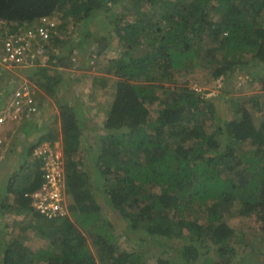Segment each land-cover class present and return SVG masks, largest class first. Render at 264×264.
I'll return each mask as SVG.
<instances>
[{
    "label": "trees",
    "instance_id": "1",
    "mask_svg": "<svg viewBox=\"0 0 264 264\" xmlns=\"http://www.w3.org/2000/svg\"><path fill=\"white\" fill-rule=\"evenodd\" d=\"M124 1L0 0L2 34L58 17L79 31L88 61L95 56L101 63L108 54L105 74L93 81L115 78L94 178L119 226L103 216L87 185L76 159L89 148L86 138L80 147V111L64 105L60 134L42 133L22 155L60 141L69 214L46 219L33 211L28 194L43 181L39 164L33 165L25 186L6 188L0 225L28 210L38 220L31 228L46 244L35 251L17 239L0 244V264H264V243L235 247L230 225L232 217H252L264 233V104L254 103L260 93L235 97L231 90L212 98L206 90L170 87L185 72L208 70L206 76L221 81L242 72L264 93V0H133L132 14L117 11L127 8ZM97 16L106 22L93 34ZM52 32L45 58L60 66L79 47L58 56ZM107 34L116 42L111 52ZM49 69H40L38 88L45 94L57 86ZM223 104L231 106L230 118Z\"/></svg>",
    "mask_w": 264,
    "mask_h": 264
},
{
    "label": "rangeland",
    "instance_id": "2",
    "mask_svg": "<svg viewBox=\"0 0 264 264\" xmlns=\"http://www.w3.org/2000/svg\"><path fill=\"white\" fill-rule=\"evenodd\" d=\"M126 5V9L124 8L125 6H117V11L121 13H127V14H132L131 12L135 11L134 3L133 0H125L124 1ZM135 15H133L131 18H134ZM106 22V19L104 16H97L95 19H93L90 23L91 26V32L94 34V32L99 28L104 27V23ZM55 23H56V28L54 29L53 37L57 38V52L58 56L65 54L68 50L74 48H77V41L79 42V31L78 33L76 30L72 32L71 28L72 23L69 25V23L66 24V21L63 23L60 21L58 17L55 18ZM3 25V24H2ZM0 24V26H2ZM108 31V30H107ZM106 33V29L103 31ZM107 36L110 38V49L109 52L113 51L116 47V42L114 39V36L107 34ZM93 38L94 35L92 36ZM87 39L86 44L89 45V42L93 39ZM89 40V41H88ZM47 47H53V45L50 43ZM45 47V54H48L49 50ZM91 47V45H90ZM55 50V49H54ZM85 50H83L84 52ZM54 52V51H53ZM107 52V51H106ZM108 54L106 53L105 56ZM104 54L101 56L100 61L101 63H98V59L91 60V63L93 66L91 67V72H85L86 68L90 66V63L88 61L87 66H84L80 70L82 74L91 75L92 76H100L105 74V71L103 68L106 62ZM46 58H44V61H41L40 63L45 64ZM254 60V58H253ZM78 62L77 57L73 58L72 63L75 64ZM78 65L81 67L82 65L78 63ZM225 68V66H224ZM30 71V70H28ZM66 73V72H65ZM62 73L64 77L67 79L71 78V80H74L75 78H78L77 72H69V75ZM209 73L208 70L203 71V72H185L182 74H179L177 77H174V80L172 81V85L170 86L171 88L174 85L182 86V87H188L190 90L197 91V92H202L203 90L206 92V95L208 97L212 96V98H216L217 96L222 95L223 93L229 94L231 93V90H233L232 94L233 96H248L249 94H262L261 97L259 95L256 96V100L254 103L257 105L259 104H264V93L260 91L259 89V84L257 82L251 81V79L247 76H245V73H236L233 74L229 79H225L223 81L221 80H214L213 77L206 76V74ZM257 75H262L259 70H256ZM205 76V77H204ZM264 74L262 75V77ZM103 78L100 77L98 80L97 84H94L95 87H99L102 84H106V88L108 90L105 91L104 94H101L100 92L97 93H92L94 92L92 89V84L91 82L80 80L81 83H77L74 87V89H77L76 95L72 92L70 96V101L75 102V109L80 111L79 119H80V125L82 132H86V140L87 143L89 144V148H83L80 153L77 155V159L80 160L81 163V168L82 171L87 173L88 177V187L90 191L93 193L94 200L96 201L97 205L102 209L101 212L103 216H106L110 222L114 223V225L118 226L116 223V214L110 211L109 204L106 202V197L103 195L101 192L102 186L99 184L98 179L94 178V176L97 177V174L95 173L94 169L96 170V165H95V158L96 154L98 155L99 151V144L102 141L103 137L108 133L105 131V119H106V113L107 110L110 106V102L112 101V92H114V82L115 78L112 76H109V80L106 79V76H102ZM85 79V77H84ZM102 79V80H101ZM103 79H106L107 82L103 83ZM92 81V79H91ZM108 84V85H107ZM91 85V86H90ZM63 88V85L61 84V87ZM245 88V89H243ZM61 90V89H60ZM67 89H62L61 93L65 95ZM98 90V89H97ZM211 98V99H212ZM80 102V104L77 103V101ZM223 101V100H221ZM56 105H58L60 102L56 103V101H53ZM50 105H52L51 102H49ZM54 104V105H55ZM226 105V104H223ZM222 105V107H223ZM53 106V105H52ZM64 106V104L61 105V107ZM156 106H152L150 108L151 114L150 118H154V110L156 109ZM223 112L226 114V118H230L232 116V109L231 106L226 105L223 108ZM258 117V113L254 112V119ZM61 119L62 117L56 113L55 115V120H56V126H53V130H58L61 128ZM259 121V120H258ZM257 121V122H258ZM106 133V134H105ZM91 134V135H90ZM37 135L34 136L36 138ZM31 158V156H30ZM32 159V158H31ZM15 161V158H13ZM25 162V169L29 170L35 163L31 162L29 159L26 160ZM5 167V164H3ZM17 166H10L6 172H1L0 171V184H6L10 180H15V183L17 186L21 180H23V177L20 176V170L21 168L17 169ZM97 171V170H96ZM71 203L70 198L66 196L65 200V207H68L69 204ZM68 211V210H67ZM234 214V213H233ZM67 216V215H66ZM12 217V216H11ZM6 217L3 220V226L0 225V244L3 246H9L12 242L13 239H17L19 243L24 244V246L32 249L33 251L38 250L40 247H42L44 244H46L45 239L37 233L34 229L28 227L27 225L29 223L36 224V221H29L32 218L30 217V214H26L24 216H16V217ZM27 224V225H26ZM230 225L233 227V229L236 232L235 235V247H239V243L241 244V241L245 242L247 240L251 241V244L254 246V248H261L262 244L264 243V233L260 230L259 224L254 222V219L252 217H232L230 219ZM119 227V226H118ZM248 230V231H247ZM2 232V233H1ZM241 233L244 234V236L241 235ZM248 241V242H249ZM237 242L238 245H237ZM124 241L121 240L119 241L120 246L123 245ZM125 244V243H124ZM1 256V255H0ZM241 257L238 255L237 258ZM255 260L257 259V256H252V259ZM229 264H236L235 261H231Z\"/></svg>",
    "mask_w": 264,
    "mask_h": 264
},
{
    "label": "crops",
    "instance_id": "3",
    "mask_svg": "<svg viewBox=\"0 0 264 264\" xmlns=\"http://www.w3.org/2000/svg\"><path fill=\"white\" fill-rule=\"evenodd\" d=\"M79 42L77 41L78 43L77 46L79 47L77 48V52L75 54H71L70 56L68 55L65 56L63 58L64 61H62L60 66L56 62H54L53 64H49L48 62L43 64L37 61L32 66H28L26 68L15 67L11 71L3 72V80H4L3 84L5 83L7 88L10 87L9 85L11 82L16 83L17 86H19L22 89L25 88L30 93V96L37 103L40 102L41 107H39L40 113L36 116H31V118L30 117L25 118L23 115H20L17 119H9L7 122L2 124V126L0 127V171L1 172H6L10 166H17L16 170L21 168L20 176L23 177V175L29 171L25 169V165L27 163L25 161L30 159L31 152L28 153L29 157L27 158L23 157L22 153L26 154L25 153L26 148H28L31 145V143L32 144L35 143V141H37V139L42 133H49V132L58 133L59 129L55 131L53 130L54 128H52L53 126H56L55 114L58 113L57 110L58 108H61L62 104H64L66 107L75 106V102L70 101V96L72 92L74 93V95H76L77 89H74L73 86H75L78 82L81 83L80 81L81 79L84 81L91 82L92 89L94 91L92 93L100 92L101 94H104L105 91L108 90L106 88L107 86L102 87L103 85H106V84H102L101 86L94 88L95 83H93V81L95 80L94 79L95 76H92V74L85 76V74H82L80 72V70H83L82 69L83 67H80L78 65L79 62H76L75 64L72 63L73 58L77 57L78 61L81 60V61L87 62L86 65L84 66H87L88 64L89 55H86L85 51L83 52V49L79 46ZM91 44L92 43L89 42V46ZM91 46H94V45L92 44ZM93 49L96 51L95 47ZM67 57H69V60L67 59ZM94 59H95V56L91 57V59L89 60L90 66H88L85 69L86 70L85 72L87 73L91 72L90 70H91V67L93 66V64L91 63V60H94ZM62 64H66L68 66H64ZM44 66L50 68L48 71V75L53 76L55 80L57 81V86L49 94H45L43 91H41L38 88V82L42 81L43 79L42 76L40 75V72H41L40 69ZM69 72H77L78 78L71 80V78L67 77L66 79L62 73L69 75ZM61 84L63 85V88H60ZM60 89L61 90L67 89L66 93H64L65 95L61 93ZM53 101H56V103L58 102L60 103L56 105ZM49 102H51L53 106L50 105ZM77 103L80 104V102L78 101ZM13 109L14 107H13L12 100L8 105L4 104V106H3V100L2 101L0 100V110L3 113L12 114ZM35 135H37L36 138H34ZM86 135H87L86 132L83 131L81 138H80V147L82 146L81 143L84 142ZM24 147H25V151L23 150ZM13 158H15V161L13 160ZM3 164H5V167L3 166ZM12 181L13 180L9 179V182L7 183V185L4 183L0 184V200L2 199L5 192H7L6 188H8L9 185L14 186V188H21L27 184L25 179L21 180L17 186H15L16 185L15 180L13 184H11ZM25 213L30 214V217L32 218V220L30 219L29 221H33V220H35L36 222L38 221L35 218V216H33L32 212L28 210L24 211V213L20 215L24 216ZM20 215H7L3 218V220L6 217H11V216L16 217ZM3 220H2V224H3ZM30 224L29 225L26 224V225L31 228Z\"/></svg>",
    "mask_w": 264,
    "mask_h": 264
},
{
    "label": "built area",
    "instance_id": "4",
    "mask_svg": "<svg viewBox=\"0 0 264 264\" xmlns=\"http://www.w3.org/2000/svg\"><path fill=\"white\" fill-rule=\"evenodd\" d=\"M55 26V20L45 18L41 19L40 23H33L25 31L10 35L2 34L3 29L0 26V100H3V106L12 100L14 107L12 114L0 110V127L7 119H17L23 111L28 114L37 111L36 102L25 88H20L14 82H11L8 88L3 84V72L11 71L15 67L26 68L37 61H44V50L49 45L50 33ZM33 155L40 160V169L43 172L40 188L28 194L34 211L46 219L66 216L68 211L64 205V169L60 149H53L44 144L36 149Z\"/></svg>",
    "mask_w": 264,
    "mask_h": 264
},
{
    "label": "clouds",
    "instance_id": "5",
    "mask_svg": "<svg viewBox=\"0 0 264 264\" xmlns=\"http://www.w3.org/2000/svg\"><path fill=\"white\" fill-rule=\"evenodd\" d=\"M259 95V97H261L262 96V94H258ZM34 100V99H33ZM35 101V100H34ZM36 102V101H35ZM36 107H37V111L35 112V113H31V114H28L27 112H25V111H23L22 112V115L25 117V118H31V116H36V115H38L39 113H40V108L39 107H41V105H40V102L39 103H37L36 102ZM59 110H60V108H58V110H57V114L59 115ZM56 115V114H55ZM9 119H7V121H8ZM6 121V122H7ZM59 134H60V129H59ZM44 144H46L48 147H50V148H53V149H57V148H59L60 149V151H61V156H62V159H63V153H62V146H61V143H60V141L58 140V141H55L54 142V144H50L49 142H43L41 145L43 146ZM41 145H38V146H36L33 150H32V152H31V158L29 159L31 162H33V163H37V164H39V168H40V160L38 159V158H35L34 157V155H33V153H34V151L36 150V149H38ZM52 145V146H51ZM95 157V156H94ZM64 161V160H63ZM63 169H64V192H65V200H66V191H65V189H66V185H65V168H64V162H63ZM41 170V169H40ZM43 182V181H42ZM67 210H68V214H69V209H68V207H67ZM34 211V210H33ZM36 214H38L37 212H35ZM67 214V215H68ZM38 215H40V214H38ZM40 216H42V215H40ZM44 217V216H43Z\"/></svg>",
    "mask_w": 264,
    "mask_h": 264
}]
</instances>
